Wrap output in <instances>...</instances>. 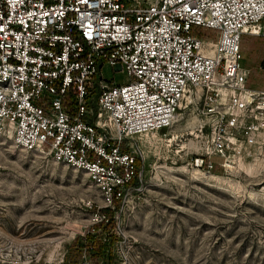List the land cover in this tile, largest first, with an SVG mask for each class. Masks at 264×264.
<instances>
[{
    "label": "built area",
    "instance_id": "obj_1",
    "mask_svg": "<svg viewBox=\"0 0 264 264\" xmlns=\"http://www.w3.org/2000/svg\"><path fill=\"white\" fill-rule=\"evenodd\" d=\"M243 35L264 38V0H0V134L83 171L109 206L137 175L126 140L196 97L191 163L225 171L264 133Z\"/></svg>",
    "mask_w": 264,
    "mask_h": 264
},
{
    "label": "rangeland",
    "instance_id": "obj_2",
    "mask_svg": "<svg viewBox=\"0 0 264 264\" xmlns=\"http://www.w3.org/2000/svg\"><path fill=\"white\" fill-rule=\"evenodd\" d=\"M260 39L243 35L241 63L251 87L264 91ZM104 73L126 80L124 72ZM256 102L264 105V94ZM196 103L184 101L169 127L126 140L141 163L117 207L106 205L83 171L15 148L11 134L1 133L0 264H66L71 248L106 237L91 229L103 208L113 210L116 238L106 242L113 264H264V133L252 157L208 174L217 181L198 177L191 163L203 153ZM88 262L83 249L78 264Z\"/></svg>",
    "mask_w": 264,
    "mask_h": 264
},
{
    "label": "trees",
    "instance_id": "obj_3",
    "mask_svg": "<svg viewBox=\"0 0 264 264\" xmlns=\"http://www.w3.org/2000/svg\"><path fill=\"white\" fill-rule=\"evenodd\" d=\"M248 36V35H246ZM260 37V36H257ZM260 43L261 45L264 42V38L260 37ZM257 39V38H255ZM252 45L248 46V55L249 52H251L252 50ZM250 76V74H249ZM249 76H248V80L246 85L248 87H251L250 85V81H249ZM251 78V76H250ZM134 168L137 172L139 166H140V158H135L134 160ZM219 168H215L214 171L217 172ZM134 181V178L130 181V183H132ZM120 201V198H113L112 200V204L114 205V207L118 206V203ZM102 212V216L103 218L96 222L92 227V231H97L98 229H102L104 231V233H106V237L104 238H95L94 239V245L90 244L89 246L85 245V246H74L73 248L70 249V255L67 257V263L66 264H78L79 259L81 257L82 251L83 249L85 250L86 254L88 255V259L89 262L88 264H99V262L102 259L103 260V264H113V257L111 255V251L106 249V242H110L112 240H114L116 238V235L113 232L114 229V218H113V210L109 209V208H103L101 210ZM87 244V243H86Z\"/></svg>",
    "mask_w": 264,
    "mask_h": 264
},
{
    "label": "bare ground",
    "instance_id": "obj_4",
    "mask_svg": "<svg viewBox=\"0 0 264 264\" xmlns=\"http://www.w3.org/2000/svg\"><path fill=\"white\" fill-rule=\"evenodd\" d=\"M245 32H247V33H253V34H255L256 33V31H249V29L247 28V29H245L244 30ZM184 104V102H182V104H181V106H180V109H182V108H184L185 106L183 105ZM263 108V107H262ZM176 121V120H175ZM194 133H192L191 135H193ZM208 174H211V173H207V174H205L203 171H201L200 169H196V172H195V175L196 176H198V177H205V178H207V179H209V180H212V181H217L218 180V178L217 177H214V176H208Z\"/></svg>",
    "mask_w": 264,
    "mask_h": 264
}]
</instances>
